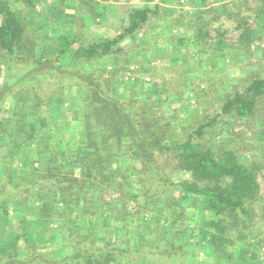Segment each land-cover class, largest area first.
<instances>
[{
    "label": "trees",
    "instance_id": "16d2710c",
    "mask_svg": "<svg viewBox=\"0 0 264 264\" xmlns=\"http://www.w3.org/2000/svg\"><path fill=\"white\" fill-rule=\"evenodd\" d=\"M255 2L256 24H241L243 45L255 38L258 20L264 28V0ZM154 6L132 7L120 33L82 43L67 31L39 39L35 0H0V225L16 202L38 243L54 226L62 241L44 248L17 234L27 253L0 243V264H264V156L244 161L234 146L195 139L221 115L257 118L264 110V66L225 99L222 114L170 142L153 132L145 103L116 94L118 72L89 67L121 52V43L157 13ZM147 149L171 152L178 177L147 161L158 181L143 192L127 180L130 167L113 164L121 153L142 157ZM121 187L135 190L131 198L140 191L151 205L123 215L113 197ZM174 187L178 197L169 193ZM143 208L153 211L149 219Z\"/></svg>",
    "mask_w": 264,
    "mask_h": 264
},
{
    "label": "rangeland",
    "instance_id": "374dc122",
    "mask_svg": "<svg viewBox=\"0 0 264 264\" xmlns=\"http://www.w3.org/2000/svg\"><path fill=\"white\" fill-rule=\"evenodd\" d=\"M155 3H159L157 13L151 14L141 30L121 43V52L94 60L89 67L106 68V75L118 72L113 83L116 94L123 100L133 95L141 106L145 103L153 132L159 139L170 142L187 138L208 117L222 114L225 99L241 90L255 76L258 66H264V28L260 20L254 31L255 38L247 45L241 44V24L244 20L256 24L255 0H35L36 18L43 23L37 26V33L39 39L48 40L67 31L78 35L80 42L88 43L120 33L132 7L154 8ZM4 73L5 65L1 61L0 87ZM8 99L4 106L9 111ZM263 113V109L259 110L257 118L249 119L221 115L219 124L207 128L203 136L195 139L204 146H234L244 161L264 156ZM121 154L113 167H130L131 176L127 180L140 191L148 192V186L158 181L153 178L147 161L160 173L178 177L171 152L147 149L142 157L134 151ZM119 179L125 180L122 176ZM133 193L134 189L121 187L114 191L116 196L112 195L120 198L123 215L137 204L151 205L143 196L138 197L139 193L137 197H129ZM169 193L179 196L175 187ZM18 205L11 204L9 215L2 220L0 243H5L7 250L17 248L25 254L27 249L18 247L24 238L17 244L16 235L26 234L30 242L38 241L30 221L21 220L20 213L14 209ZM142 211L145 219L153 214L147 208ZM102 215L106 217L104 212ZM56 228L46 233L38 245L61 247ZM111 233L109 238L113 236Z\"/></svg>",
    "mask_w": 264,
    "mask_h": 264
}]
</instances>
